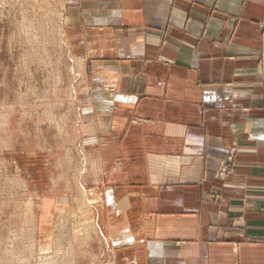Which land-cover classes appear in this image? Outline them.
I'll return each mask as SVG.
<instances>
[{"label": "crops", "instance_id": "obj_1", "mask_svg": "<svg viewBox=\"0 0 264 264\" xmlns=\"http://www.w3.org/2000/svg\"><path fill=\"white\" fill-rule=\"evenodd\" d=\"M63 29L96 198L67 264H264V0H65Z\"/></svg>", "mask_w": 264, "mask_h": 264}, {"label": "rangeland", "instance_id": "obj_2", "mask_svg": "<svg viewBox=\"0 0 264 264\" xmlns=\"http://www.w3.org/2000/svg\"><path fill=\"white\" fill-rule=\"evenodd\" d=\"M64 8L0 0V264H67L90 236L96 198L76 106L83 52L63 35Z\"/></svg>", "mask_w": 264, "mask_h": 264}, {"label": "bare ground", "instance_id": "obj_3", "mask_svg": "<svg viewBox=\"0 0 264 264\" xmlns=\"http://www.w3.org/2000/svg\"><path fill=\"white\" fill-rule=\"evenodd\" d=\"M93 222L91 221L90 223H88L87 224V227L89 228V230H91V227H93ZM95 228V227H94ZM90 232V231H89ZM88 235H90V233L88 234ZM49 240V239H48ZM51 243L50 242H48V244L47 245H43L46 249L44 250V251H48L49 253H50V250H51Z\"/></svg>", "mask_w": 264, "mask_h": 264}]
</instances>
